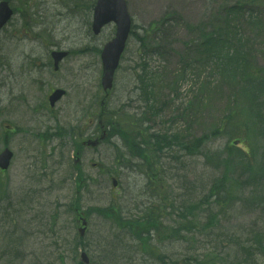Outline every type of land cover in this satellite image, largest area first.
Returning <instances> with one entry per match:
<instances>
[{
  "label": "rangeland",
  "instance_id": "rangeland-1",
  "mask_svg": "<svg viewBox=\"0 0 264 264\" xmlns=\"http://www.w3.org/2000/svg\"><path fill=\"white\" fill-rule=\"evenodd\" d=\"M248 1L125 0L133 31L139 37L151 24L164 20L165 25L160 27L158 37L145 38L143 48L135 37L129 38L108 98L100 88L98 55L104 43L114 36L115 27L109 25L100 35L92 34L91 12L96 0L10 1L11 8L20 12L0 33V151L10 141L17 158L9 172L0 174V264H81L82 251L90 264H187L186 244L175 242L177 237L173 238L167 229L182 228L184 206L200 200L221 178V156L216 152L224 147L225 139L212 132L234 107V95L225 84L217 87L209 83L200 94V81L216 80L209 75L210 65L197 69L190 61L183 64L179 56L183 44L196 36L190 30H207L208 25L214 26L224 17L220 15L223 8L243 6ZM251 10L260 20L262 14L261 24L248 26L242 11L240 19L229 20L230 27L239 30L231 38L240 35L235 38V45L245 51L242 46L246 41H258L253 65L264 69V6L257 4ZM257 29L263 31L262 36ZM153 48L159 54H153ZM51 49L69 52L57 73L49 65ZM141 67L155 78H163L157 79L159 83L155 81L154 87L155 107L159 111L142 129L153 136L166 132L193 139L212 135L211 141L191 156H165L156 150L163 145L147 143L149 154L161 156L159 161L144 164L135 159L137 148L132 137L136 135L119 133L96 149H80L83 167L76 175L74 158L85 139V112L92 116V134L100 116L105 126L110 117L121 115L120 110L138 118L143 107L135 87ZM261 74L264 76V72ZM56 88L65 90L66 96L53 111L42 110L41 104L47 103L48 95ZM196 94L193 117L184 113L182 121L183 106ZM85 102L87 106L75 113L78 105ZM8 126L15 129L12 138L7 137ZM58 126H66L71 132L61 137L58 133L53 138L43 135ZM98 136L93 135L92 139ZM203 154L212 160L206 161ZM259 162L262 176L253 182L247 179L248 173L235 168L230 180L243 186L240 195L230 199L223 194L225 199L217 200L227 204L213 207V212H218V231L225 234L224 243L230 233L234 235L235 241L224 250L230 260L233 256L246 259L239 250L252 244L254 234L264 239V159ZM112 179L117 181L116 188L112 187ZM110 209L130 224L121 225L118 220L101 216L110 213ZM80 212L89 215V219L84 239L77 242L73 213ZM204 212H198L202 220L215 218L209 209ZM149 216L154 223L152 228L137 227L136 221ZM197 226L204 227L200 222ZM256 258L258 264L263 263L260 256Z\"/></svg>",
  "mask_w": 264,
  "mask_h": 264
},
{
  "label": "trees",
  "instance_id": "trees-1",
  "mask_svg": "<svg viewBox=\"0 0 264 264\" xmlns=\"http://www.w3.org/2000/svg\"><path fill=\"white\" fill-rule=\"evenodd\" d=\"M226 15L227 13L225 14V16ZM223 24L224 28L225 26L229 25L225 19ZM155 27L156 25L153 26L152 24L148 28L144 29V38H139L143 47L146 46L145 38H149V36L151 37L154 35L157 36L159 34L158 28ZM224 31L226 30L224 29ZM200 35L199 45L203 49L202 52L200 51V56L205 53V58L210 59L213 62L216 74L223 82H225L229 86V93H233L234 95V107L231 109L229 115L222 119L220 128L217 130L218 133H221L223 131L222 134L227 137L228 140H231V142H229L230 146H227L224 151L225 157L222 160L225 169L224 177L229 178L228 171L231 161L242 159L241 154L236 150L237 148L232 146L231 144H233L235 141H244L245 138L247 139L254 136L256 134L254 130L260 135L264 136V79L260 75L254 76L253 71L251 72L247 69V60L249 55H242L240 52L232 49L231 45L228 42V40H230L228 33L222 35L217 34L216 30H212V32H202ZM198 61L201 62V67H204V60L198 59ZM143 72L144 75L142 76V78L148 79L149 76L146 74V71L144 70ZM207 84L208 82L205 81V85L201 84L200 89H204ZM151 85L153 84L151 83ZM151 96L152 95L150 88L148 91H146V93L142 94V97L145 98V102L147 104V107L145 108V114L147 115V113H149L151 116H154L156 115L154 107L151 106V108H149L148 105L151 101ZM188 105L190 107L192 105V102H189ZM183 115L184 112L181 114V118ZM131 125L133 128H141L140 123H137L135 121L131 123ZM258 126L261 128V130H256L254 128ZM140 133L142 136L144 134L146 137V139L144 138V136L142 137V141L146 146H148L147 143H151L155 146L163 145L164 148L170 147V145L166 143L167 140L165 137H158V139L162 140L163 142H157V140L155 141L157 137H150V135H147L146 131L140 130ZM207 139L208 137L204 136L195 139L192 142H185L183 147H185V150L188 153H192L202 145H205L207 143ZM170 141H173L172 145L178 144L180 146L178 136H173ZM158 148L161 149V146H159ZM229 187L230 186L225 182L217 183L213 187V190L218 193L220 191H224ZM152 224H154L152 221L147 220L138 225L141 228H145L151 226ZM183 227L186 229V231L189 232L194 229L190 225L188 227L183 225ZM208 228L209 225L203 228L202 231H193L190 233H197L199 236H208L206 231V229ZM172 232L174 236L178 233V231ZM261 253L264 257L263 249H261ZM208 256L216 257V250L214 249L213 253L204 255L203 257ZM204 264H208V262L204 261Z\"/></svg>",
  "mask_w": 264,
  "mask_h": 264
},
{
  "label": "water",
  "instance_id": "water-1",
  "mask_svg": "<svg viewBox=\"0 0 264 264\" xmlns=\"http://www.w3.org/2000/svg\"><path fill=\"white\" fill-rule=\"evenodd\" d=\"M10 12L5 3L0 5V29L9 19ZM113 22L116 25L115 38L107 43L101 53L103 66L102 86L103 89H110L114 72L118 66L120 55L122 54L125 43L130 31L131 20L127 12L126 3L124 0H98L94 9L93 16V31L95 34L100 32V29ZM65 53H53L55 61V69L59 61L65 57ZM63 94L62 91H56L51 96V102L54 103ZM5 156L3 159L5 160Z\"/></svg>",
  "mask_w": 264,
  "mask_h": 264
}]
</instances>
